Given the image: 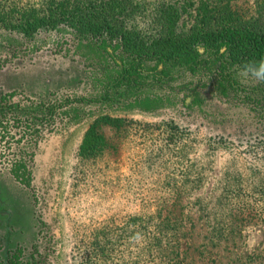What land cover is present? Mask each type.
Wrapping results in <instances>:
<instances>
[{
	"label": "rangeland",
	"instance_id": "374dc122",
	"mask_svg": "<svg viewBox=\"0 0 264 264\" xmlns=\"http://www.w3.org/2000/svg\"><path fill=\"white\" fill-rule=\"evenodd\" d=\"M138 1L133 24L145 28L163 2L185 15L200 0ZM230 2L254 12L255 0ZM12 46L0 93L73 99L74 109L57 110L29 186L0 168V264L6 252L17 264H264V121L253 93L222 97L183 74L119 82L114 61L65 27ZM243 72L242 85L263 83ZM102 114L129 122L101 125L103 144L82 153Z\"/></svg>",
	"mask_w": 264,
	"mask_h": 264
},
{
	"label": "trees",
	"instance_id": "16d2710c",
	"mask_svg": "<svg viewBox=\"0 0 264 264\" xmlns=\"http://www.w3.org/2000/svg\"><path fill=\"white\" fill-rule=\"evenodd\" d=\"M254 3V12L245 15L230 0H200L194 7L190 4L192 9L184 15L180 6L163 2L153 14V26L144 28L133 24L142 12L138 0H0V39L8 43L0 44L5 56L0 68L17 55L16 46L10 48L12 42L65 27L78 41L95 46L114 61L119 82L148 75L158 79L188 75L203 91L222 97L253 93L250 109L264 121V82L248 88L235 76L247 64L264 58V0ZM194 98L193 103H200L199 90H194ZM72 100L1 92L0 168L29 186L35 149L55 129L57 110L65 114L74 109ZM128 122L109 114L97 116L80 151L100 148L101 125L124 128ZM166 224L176 227L170 219ZM17 260L18 253L6 252L2 264Z\"/></svg>",
	"mask_w": 264,
	"mask_h": 264
},
{
	"label": "clouds",
	"instance_id": "9594fccd",
	"mask_svg": "<svg viewBox=\"0 0 264 264\" xmlns=\"http://www.w3.org/2000/svg\"><path fill=\"white\" fill-rule=\"evenodd\" d=\"M141 27L144 26L141 25ZM242 74L245 77H248L255 81L264 82V58H262L258 63L247 64Z\"/></svg>",
	"mask_w": 264,
	"mask_h": 264
}]
</instances>
